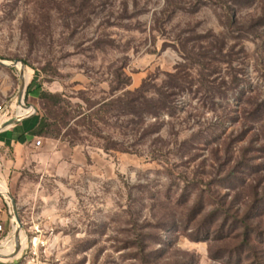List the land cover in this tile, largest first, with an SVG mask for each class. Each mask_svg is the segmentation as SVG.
Returning <instances> with one entry per match:
<instances>
[{"label": "rangeland", "instance_id": "obj_1", "mask_svg": "<svg viewBox=\"0 0 264 264\" xmlns=\"http://www.w3.org/2000/svg\"><path fill=\"white\" fill-rule=\"evenodd\" d=\"M0 59L29 89L0 65V121L48 123L20 174L0 164L20 250L264 264V0H0Z\"/></svg>", "mask_w": 264, "mask_h": 264}, {"label": "crops", "instance_id": "obj_2", "mask_svg": "<svg viewBox=\"0 0 264 264\" xmlns=\"http://www.w3.org/2000/svg\"><path fill=\"white\" fill-rule=\"evenodd\" d=\"M30 113L31 109H25L23 115ZM26 122V120H21L19 123L11 124L0 131V164L3 163L5 166L3 178H8L10 174H20L14 168L21 165L22 159L29 158L33 149L37 147L35 144L36 140H34L35 137L28 135L20 136ZM39 145H41V142ZM0 222L3 224L6 232L9 231L10 225L13 226L14 222L12 214L9 212V207L3 198H0ZM11 232L12 230L8 237L11 236ZM0 264L4 263L0 261Z\"/></svg>", "mask_w": 264, "mask_h": 264}, {"label": "water", "instance_id": "obj_3", "mask_svg": "<svg viewBox=\"0 0 264 264\" xmlns=\"http://www.w3.org/2000/svg\"><path fill=\"white\" fill-rule=\"evenodd\" d=\"M18 64H19V77H20V85H19V88H18V94H19L20 99H22V97H23V95L25 93L26 87H27V83L25 82V79H24V65H23V63L18 61V60H13V61H9L8 62V61H4V60L0 59V65H3V66H15L16 67ZM21 104L24 107H28V106L24 105L23 102H21ZM31 115H32V113L28 114V115H18V114H16L14 117L10 118L9 120L4 122L0 126V131L3 130L4 128H6L7 126L11 125V124H14V123H17V122H19L21 120L29 118ZM9 210H10L14 220L15 221L17 220V221H16L15 227L12 229L11 236L5 241L6 245H8L13 239H15L17 241V238H18V235H19V232H20V223H21L20 219H19V216H18L17 207H16L15 202L12 201L11 204L9 202ZM18 250H19V246H16L15 252H14L13 255L18 253Z\"/></svg>", "mask_w": 264, "mask_h": 264}, {"label": "trees", "instance_id": "obj_4", "mask_svg": "<svg viewBox=\"0 0 264 264\" xmlns=\"http://www.w3.org/2000/svg\"><path fill=\"white\" fill-rule=\"evenodd\" d=\"M28 87H29V85H28ZM28 92H29V89L26 90V93H28ZM26 121H27V123L22 128L23 130H22V133L20 134V136L28 135L31 137H35V136H44L46 134L45 129L48 127V123H47V120L45 118L37 117L36 119L33 118V119H28ZM234 221H238V220L235 219ZM239 222L241 223L240 224L241 226H239V227H243V229H244L241 247H243L245 249H252L253 248L252 244L254 243L252 235H254V234L250 230V227L243 220H239ZM232 225H233V223L230 224L231 228H232ZM258 234H260V232H257L256 235H258ZM228 236H226V237H228ZM224 255H227L230 259H232L233 252H232V250H226L224 252Z\"/></svg>", "mask_w": 264, "mask_h": 264}, {"label": "built area", "instance_id": "obj_5", "mask_svg": "<svg viewBox=\"0 0 264 264\" xmlns=\"http://www.w3.org/2000/svg\"><path fill=\"white\" fill-rule=\"evenodd\" d=\"M35 144L36 145H39L40 144V140L37 139L36 142H35ZM0 198H3V200H5V203L9 207L8 198L1 191H0ZM9 212H10V210H9ZM13 220H14V218H13ZM14 222H15V220H14ZM14 227L15 226H13V228ZM3 230H4L3 224L0 222V232L3 231ZM8 238L9 237H7L6 239H8ZM41 245H43V242H41ZM26 250H27V252H26ZM3 263L4 264H48L46 262H41L39 260L37 246L36 245L34 246L33 244L30 245L29 247L22 248L20 250V252H19L18 258H13V259H10L9 261L3 262Z\"/></svg>", "mask_w": 264, "mask_h": 264}, {"label": "bare ground", "instance_id": "obj_6", "mask_svg": "<svg viewBox=\"0 0 264 264\" xmlns=\"http://www.w3.org/2000/svg\"><path fill=\"white\" fill-rule=\"evenodd\" d=\"M17 67L19 68V64L17 65ZM25 74V73H24ZM26 77V75H25ZM26 108H31V107H26ZM32 109V108H31ZM25 110V107L21 104V102L19 103V107H18V111L17 114L18 115H23V112ZM4 117V116H3ZM5 120L0 121V126L1 124L4 122ZM0 191L5 195V193L7 192V188L5 186V184L3 182H0ZM21 238V237H20ZM23 241V240H22ZM23 245V242H22ZM16 246H19V250L21 247V244L18 243L15 239L12 240V242L8 245H6V242L3 241L1 243V247H0V259H4V258H9L11 257L14 252H15V248ZM18 250V253H19ZM18 255V254H17ZM16 256V255H15Z\"/></svg>", "mask_w": 264, "mask_h": 264}]
</instances>
